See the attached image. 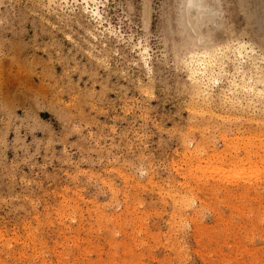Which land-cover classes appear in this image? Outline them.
<instances>
[{
	"label": "rangeland",
	"instance_id": "obj_1",
	"mask_svg": "<svg viewBox=\"0 0 264 264\" xmlns=\"http://www.w3.org/2000/svg\"><path fill=\"white\" fill-rule=\"evenodd\" d=\"M101 1L0 0V264H264V94L188 60L264 77V0Z\"/></svg>",
	"mask_w": 264,
	"mask_h": 264
},
{
	"label": "bare ground",
	"instance_id": "obj_2",
	"mask_svg": "<svg viewBox=\"0 0 264 264\" xmlns=\"http://www.w3.org/2000/svg\"><path fill=\"white\" fill-rule=\"evenodd\" d=\"M82 2L86 6V10L91 12L93 16H96L99 20H102V21L104 20L102 16V12H101V7H105L103 1L101 0H82ZM92 3L94 5H92ZM229 46L225 47L224 50L221 48L215 49L213 52L208 51V50H199V51L192 50L189 54L190 57L188 58V60H190L189 68H191V71H192L191 78H193L196 82L204 83L207 81V83H204L207 86L208 84H210V80L213 81L212 82L213 84H219V79L217 78V75L221 76V78L225 76H231L232 82H231V87L229 86L230 87L229 94L233 95L235 99L239 98L237 96L238 94H240L239 92L241 91L242 92L246 91L252 95L264 94V77L262 75V71L260 70L261 68L258 66L259 64L256 65L255 63V66L257 68L256 73L252 71V73L249 74V76L247 75V68H248L247 63L248 62L245 58V54H252L256 56L258 55L256 50L251 49L249 44H246V43L239 44V46L236 47L237 53L235 56L237 59V61L235 62L237 63L235 64L232 62L233 70H229L228 68H231V66L229 67V63H227L224 60V58L226 57L228 58L227 51L230 50V47H231ZM252 60L264 61V57H260L258 59H252ZM145 62L147 63V60ZM235 74H237V76H235ZM255 75H257V77H255ZM238 102L242 104V100ZM215 157H218V159L222 158L220 154H217V155L211 156L208 161L209 162L212 161V159H214Z\"/></svg>",
	"mask_w": 264,
	"mask_h": 264
}]
</instances>
